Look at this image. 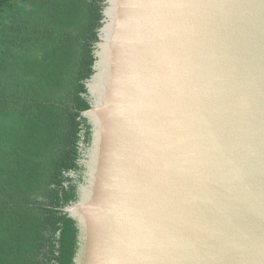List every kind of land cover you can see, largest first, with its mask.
<instances>
[{"label":"water","instance_id":"water-1","mask_svg":"<svg viewBox=\"0 0 264 264\" xmlns=\"http://www.w3.org/2000/svg\"><path fill=\"white\" fill-rule=\"evenodd\" d=\"M74 264H264V0H105Z\"/></svg>","mask_w":264,"mask_h":264},{"label":"trees","instance_id":"trees-1","mask_svg":"<svg viewBox=\"0 0 264 264\" xmlns=\"http://www.w3.org/2000/svg\"><path fill=\"white\" fill-rule=\"evenodd\" d=\"M105 0H0V264H74Z\"/></svg>","mask_w":264,"mask_h":264}]
</instances>
